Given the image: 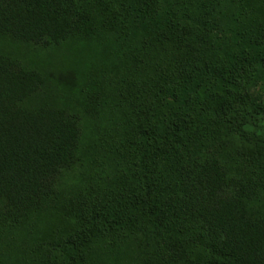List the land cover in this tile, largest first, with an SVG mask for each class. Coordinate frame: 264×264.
Here are the masks:
<instances>
[{"label": "trees", "instance_id": "obj_1", "mask_svg": "<svg viewBox=\"0 0 264 264\" xmlns=\"http://www.w3.org/2000/svg\"><path fill=\"white\" fill-rule=\"evenodd\" d=\"M264 0H0V264H264Z\"/></svg>", "mask_w": 264, "mask_h": 264}, {"label": "rangeland", "instance_id": "obj_2", "mask_svg": "<svg viewBox=\"0 0 264 264\" xmlns=\"http://www.w3.org/2000/svg\"><path fill=\"white\" fill-rule=\"evenodd\" d=\"M251 93L254 98L258 97L259 99L264 100V80H260L258 84L253 87Z\"/></svg>", "mask_w": 264, "mask_h": 264}]
</instances>
